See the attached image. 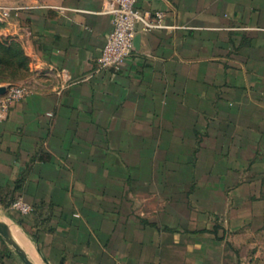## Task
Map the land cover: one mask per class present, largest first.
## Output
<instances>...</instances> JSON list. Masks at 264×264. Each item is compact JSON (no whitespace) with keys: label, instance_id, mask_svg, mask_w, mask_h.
Masks as SVG:
<instances>
[{"label":"crops","instance_id":"0c3cea01","mask_svg":"<svg viewBox=\"0 0 264 264\" xmlns=\"http://www.w3.org/2000/svg\"><path fill=\"white\" fill-rule=\"evenodd\" d=\"M102 2L0 0L21 7L0 36L27 78L62 73L0 119V219L33 264H258L264 0H136L161 26L136 24L116 70L97 63ZM12 254L0 238V264Z\"/></svg>","mask_w":264,"mask_h":264},{"label":"built area","instance_id":"2783aa9c","mask_svg":"<svg viewBox=\"0 0 264 264\" xmlns=\"http://www.w3.org/2000/svg\"><path fill=\"white\" fill-rule=\"evenodd\" d=\"M136 0H103V12L109 16L111 30L106 35L105 42L100 50L97 59L100 69H119L121 62L129 57L134 49L133 39L136 32V24H140L142 30L161 26L162 14L155 12L153 17L140 12L134 6ZM21 9L14 5H0V19L15 16ZM32 77H28L19 83L5 85V90L0 94V119L4 116L9 106L26 96L39 90L38 80L42 77L47 79H61L62 73L49 66L43 71L32 70ZM56 94L59 88H55ZM50 115V113H47ZM10 207L20 214H27L31 211V206L24 202L22 198L16 197Z\"/></svg>","mask_w":264,"mask_h":264},{"label":"trees","instance_id":"16d2710c","mask_svg":"<svg viewBox=\"0 0 264 264\" xmlns=\"http://www.w3.org/2000/svg\"><path fill=\"white\" fill-rule=\"evenodd\" d=\"M27 64L28 57L23 53L20 44L8 37L0 36V83H9L11 75L19 68L29 74Z\"/></svg>","mask_w":264,"mask_h":264},{"label":"water","instance_id":"95a60500","mask_svg":"<svg viewBox=\"0 0 264 264\" xmlns=\"http://www.w3.org/2000/svg\"><path fill=\"white\" fill-rule=\"evenodd\" d=\"M136 43H137V36H134L133 45H135ZM4 90H5V86H0V94H2ZM0 238L16 254V256L21 260L23 264H33L27 257L25 250L22 248L21 245H19V243L12 236L9 225L6 224L1 219H0ZM36 251L40 255L39 250L36 249ZM41 260L45 264H48L45 258H43L42 256H41Z\"/></svg>","mask_w":264,"mask_h":264},{"label":"rangeland","instance_id":"374dc122","mask_svg":"<svg viewBox=\"0 0 264 264\" xmlns=\"http://www.w3.org/2000/svg\"><path fill=\"white\" fill-rule=\"evenodd\" d=\"M4 37V36H3ZM27 66H28V64H27ZM3 74H5V73H3ZM10 75V74H9ZM27 76H28V74H27V72L25 73V71L24 70H22V69H18V70H16L15 72H13V74L11 75V79L9 80L10 82L9 83H7V82H3V83H0V85H7V84H14V83H19V82H21V81H23L24 79H26L27 78ZM3 244L4 245H6V243H4L3 242ZM7 246V245H6ZM8 247V246H7ZM9 248V247H8ZM10 249V248H9ZM11 250V249H10ZM11 252L14 254V257L16 256V254L11 250ZM12 254V255H13ZM15 258H17V257H15ZM16 260V259H15ZM17 261V260H16ZM19 263L18 264H23L22 262H21V260L19 259V261H18ZM258 264H264V257H262L261 259H260V262L258 263Z\"/></svg>","mask_w":264,"mask_h":264},{"label":"bare ground","instance_id":"6f19581e","mask_svg":"<svg viewBox=\"0 0 264 264\" xmlns=\"http://www.w3.org/2000/svg\"><path fill=\"white\" fill-rule=\"evenodd\" d=\"M10 231H11V233H13V232H20V231H19L17 228H15V227H10ZM14 234H15V233H14ZM12 236H13V235H12ZM13 237H16V236H13ZM19 238H20V237H19ZM19 238H18V239H19ZM16 239H17V238H15V240H16ZM21 240H22V238H21ZM21 240H20V241H21ZM16 241L18 242V240H16ZM20 241H19V242H20ZM19 242H18V243H19ZM19 245H20V244H19ZM24 248H25V246H24ZM25 249H27V248H25Z\"/></svg>","mask_w":264,"mask_h":264}]
</instances>
